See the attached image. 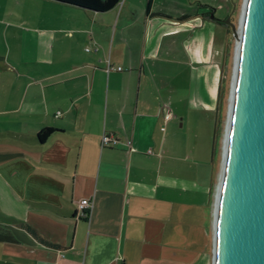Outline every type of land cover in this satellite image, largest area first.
Instances as JSON below:
<instances>
[{
  "label": "crops",
  "instance_id": "0c3cea01",
  "mask_svg": "<svg viewBox=\"0 0 264 264\" xmlns=\"http://www.w3.org/2000/svg\"><path fill=\"white\" fill-rule=\"evenodd\" d=\"M201 6L0 0V264H210L215 172L181 116L213 105L221 22Z\"/></svg>",
  "mask_w": 264,
  "mask_h": 264
},
{
  "label": "water",
  "instance_id": "95a60500",
  "mask_svg": "<svg viewBox=\"0 0 264 264\" xmlns=\"http://www.w3.org/2000/svg\"><path fill=\"white\" fill-rule=\"evenodd\" d=\"M223 21L235 43L210 264H264V0H242L236 23Z\"/></svg>",
  "mask_w": 264,
  "mask_h": 264
},
{
  "label": "rangeland",
  "instance_id": "374dc122",
  "mask_svg": "<svg viewBox=\"0 0 264 264\" xmlns=\"http://www.w3.org/2000/svg\"><path fill=\"white\" fill-rule=\"evenodd\" d=\"M192 3L195 7L197 4L201 6L203 4L213 7L211 10L213 15L218 17H225L228 15V19L234 24L237 21L240 4L242 0H184ZM203 3V4H202ZM233 5V6H232ZM202 7V6H201ZM220 27L215 32V36L222 41V55L218 61L217 78L215 81V92L212 101V107L209 109L202 108L201 104L197 102L195 98H190L188 104L184 103L185 113L181 114L183 123L189 122V131L193 140L198 141V145L203 143L205 147V155L208 158L209 166L214 167L215 182L217 179V173L219 170L220 156H221V143L222 134L224 129L226 108H227V96L230 85L231 70L233 64V51L235 38L232 34L229 24L225 22L223 25V34L220 36L218 31L222 30L221 23H218ZM223 27V26H222ZM186 70L184 71V74ZM210 82V81H209ZM206 81H203L201 77L192 79V90H196L203 94ZM218 90V94H217ZM217 94V95H216ZM191 103V104H190ZM216 106V108H215ZM184 126V127H185ZM183 127V128H184ZM202 147V146H201Z\"/></svg>",
  "mask_w": 264,
  "mask_h": 264
},
{
  "label": "built area",
  "instance_id": "2783aa9c",
  "mask_svg": "<svg viewBox=\"0 0 264 264\" xmlns=\"http://www.w3.org/2000/svg\"><path fill=\"white\" fill-rule=\"evenodd\" d=\"M119 68H121V65L112 64V63L109 62L108 58H105L104 69L106 71H108L109 69H119ZM162 116H163V118L172 117L173 120H176V118L173 117L172 112L168 108H166L163 111ZM115 140H116V138L112 134L105 133V132H102L101 135H100V138H99L100 145L110 144V143H113ZM125 142H126L127 146L129 148H131L130 144H129V140L126 139ZM90 205H91V199L90 198H88V197H80L76 201V207H75L74 214L76 216H82V217L86 216L87 213H88V209H89Z\"/></svg>",
  "mask_w": 264,
  "mask_h": 264
},
{
  "label": "trees",
  "instance_id": "16d2710c",
  "mask_svg": "<svg viewBox=\"0 0 264 264\" xmlns=\"http://www.w3.org/2000/svg\"><path fill=\"white\" fill-rule=\"evenodd\" d=\"M61 2L71 3L81 7H86L94 10H105L114 5L118 0H57ZM54 128L49 125H43L36 131V136L39 141H42ZM28 227V226H27ZM30 229V227H28ZM32 232H34L31 229Z\"/></svg>",
  "mask_w": 264,
  "mask_h": 264
},
{
  "label": "flooded vegetation",
  "instance_id": "af4514ba",
  "mask_svg": "<svg viewBox=\"0 0 264 264\" xmlns=\"http://www.w3.org/2000/svg\"><path fill=\"white\" fill-rule=\"evenodd\" d=\"M211 11V9H209ZM212 12V11H211ZM213 17L218 21V22H221L222 24H224L225 22L223 21V18L224 17H218V16H215L213 15Z\"/></svg>",
  "mask_w": 264,
  "mask_h": 264
}]
</instances>
